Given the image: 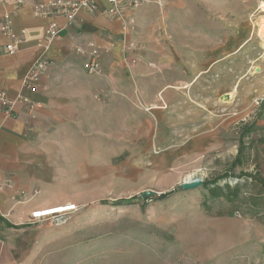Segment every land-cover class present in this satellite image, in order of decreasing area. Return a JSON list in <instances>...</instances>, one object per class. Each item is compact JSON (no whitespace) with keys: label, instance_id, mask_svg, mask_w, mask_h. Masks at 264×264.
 Segmentation results:
<instances>
[{"label":"rangeland","instance_id":"1","mask_svg":"<svg viewBox=\"0 0 264 264\" xmlns=\"http://www.w3.org/2000/svg\"><path fill=\"white\" fill-rule=\"evenodd\" d=\"M160 1L150 39L129 25L126 88L151 97L158 82L159 101H137L125 131L95 134L49 183L63 201L46 208L76 209L37 221L25 264H264V0ZM137 44L183 58L144 74Z\"/></svg>","mask_w":264,"mask_h":264},{"label":"crops","instance_id":"2","mask_svg":"<svg viewBox=\"0 0 264 264\" xmlns=\"http://www.w3.org/2000/svg\"><path fill=\"white\" fill-rule=\"evenodd\" d=\"M50 1H0V92L10 99L21 95L28 99L18 102L11 112L9 105L0 102V264H25L28 260L41 223L31 214L62 203L61 198L49 196L46 188L64 178L68 170L63 166L71 165L72 171L79 166L80 148L95 143V134L104 140L107 133L120 132L122 125L125 131L128 111L135 109L137 101H159L160 97L158 82L152 84L151 97L126 89L130 70L127 54L133 52L128 51L129 42L135 36L129 25L133 22L144 40L150 39L155 22H160L156 0L127 10L125 18L110 16L107 0H95L98 12L81 11L68 26L62 17L35 13L37 5ZM8 18L14 38L1 30ZM51 23L63 30L59 38L48 42ZM10 41L16 46L12 53L6 50ZM136 47V68L144 74L152 71V63L167 64L170 59L183 58L178 46H171L175 59L165 48L155 50L147 44ZM94 49L99 52L102 69L90 74L86 64ZM40 58L47 65L30 88L25 81ZM130 78L132 84L141 83L132 73ZM191 84L183 83L184 87ZM230 93H234L232 98ZM173 96L164 93L163 99L172 100ZM234 97L233 90L222 98L231 101Z\"/></svg>","mask_w":264,"mask_h":264},{"label":"built area","instance_id":"3","mask_svg":"<svg viewBox=\"0 0 264 264\" xmlns=\"http://www.w3.org/2000/svg\"><path fill=\"white\" fill-rule=\"evenodd\" d=\"M1 2H7L8 0H0ZM18 4H23L24 0H15ZM109 6L107 7V12L110 16L115 18H125V12L127 10H137L150 0H107ZM158 4H161L160 0H156ZM88 11L91 13H96L100 10L97 2L95 0H51L48 4H39L36 6V14L38 16H51L54 19L64 18L66 20V26L71 25L78 14L81 11ZM130 21H132L130 19ZM11 19L8 18L5 23L1 26V30L7 36L14 38L10 33ZM63 30L61 26L57 23H51L47 30L46 41L55 40L60 37V33ZM6 50L12 53L16 50L14 41H10L6 44ZM47 65L45 59H38L37 62L31 69V74L29 78L25 81L26 85L33 88L38 81L40 74L44 71ZM86 69L90 74H96L101 72V63L99 61V52L94 49L91 53V57L86 64ZM28 99L21 95L18 98L10 99L5 92H0V102L4 105L10 106V112L14 110V107L20 101H27ZM51 208V209H50ZM76 209L75 204L58 205L49 208H42L32 212L31 217L36 221L43 220L49 216H57L60 214L68 213Z\"/></svg>","mask_w":264,"mask_h":264},{"label":"water","instance_id":"4","mask_svg":"<svg viewBox=\"0 0 264 264\" xmlns=\"http://www.w3.org/2000/svg\"><path fill=\"white\" fill-rule=\"evenodd\" d=\"M203 184V180L199 177H194L188 181H185L181 184V187L186 190V189H193L196 187H199ZM141 197L143 199H152L154 197L160 196V194L156 191L153 190H144L141 192Z\"/></svg>","mask_w":264,"mask_h":264},{"label":"trees","instance_id":"5","mask_svg":"<svg viewBox=\"0 0 264 264\" xmlns=\"http://www.w3.org/2000/svg\"><path fill=\"white\" fill-rule=\"evenodd\" d=\"M171 193H172V191H167V192L161 193L159 196V199H164V198L168 197Z\"/></svg>","mask_w":264,"mask_h":264},{"label":"bare ground","instance_id":"6","mask_svg":"<svg viewBox=\"0 0 264 264\" xmlns=\"http://www.w3.org/2000/svg\"><path fill=\"white\" fill-rule=\"evenodd\" d=\"M262 6L264 7V3L262 4ZM262 23L264 24V20L262 21ZM262 30H263V32H264V29H262ZM263 32H262V33H263ZM229 96H231V98H232V97L234 96V93H230ZM225 100H226V99H225ZM50 209H51V208H50Z\"/></svg>","mask_w":264,"mask_h":264}]
</instances>
